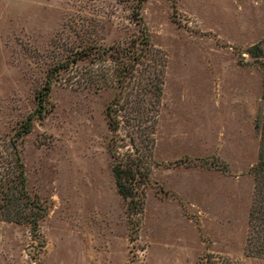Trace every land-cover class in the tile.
<instances>
[{
  "label": "rangeland",
  "instance_id": "rangeland-1",
  "mask_svg": "<svg viewBox=\"0 0 264 264\" xmlns=\"http://www.w3.org/2000/svg\"><path fill=\"white\" fill-rule=\"evenodd\" d=\"M0 264H264V0H0Z\"/></svg>",
  "mask_w": 264,
  "mask_h": 264
},
{
  "label": "trees",
  "instance_id": "trees-1",
  "mask_svg": "<svg viewBox=\"0 0 264 264\" xmlns=\"http://www.w3.org/2000/svg\"><path fill=\"white\" fill-rule=\"evenodd\" d=\"M115 174H116L117 185H118V190H119L120 195L123 198H126V199L129 198L128 193L125 192V188L123 184L121 183V173L116 169Z\"/></svg>",
  "mask_w": 264,
  "mask_h": 264
}]
</instances>
